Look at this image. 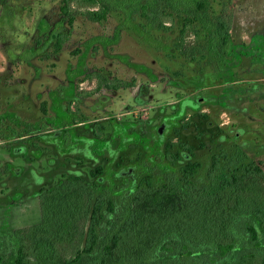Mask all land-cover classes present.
<instances>
[{"label":"rangeland","instance_id":"rangeland-1","mask_svg":"<svg viewBox=\"0 0 264 264\" xmlns=\"http://www.w3.org/2000/svg\"><path fill=\"white\" fill-rule=\"evenodd\" d=\"M220 152L264 167V0H0V231L38 224L69 178L122 204L190 160L207 179Z\"/></svg>","mask_w":264,"mask_h":264},{"label":"trees","instance_id":"trees-1","mask_svg":"<svg viewBox=\"0 0 264 264\" xmlns=\"http://www.w3.org/2000/svg\"><path fill=\"white\" fill-rule=\"evenodd\" d=\"M143 6L161 25L172 16L158 1ZM212 25L207 45L221 57L231 22L218 16ZM197 48L185 52L195 58ZM201 165L190 160L158 185H138L122 204L79 177L58 183L40 195L38 224L0 231V264H264L262 161L214 153L203 180Z\"/></svg>","mask_w":264,"mask_h":264},{"label":"crops","instance_id":"crops-1","mask_svg":"<svg viewBox=\"0 0 264 264\" xmlns=\"http://www.w3.org/2000/svg\"><path fill=\"white\" fill-rule=\"evenodd\" d=\"M21 152H24V151H21Z\"/></svg>","mask_w":264,"mask_h":264}]
</instances>
